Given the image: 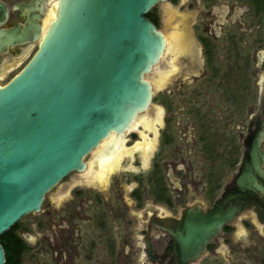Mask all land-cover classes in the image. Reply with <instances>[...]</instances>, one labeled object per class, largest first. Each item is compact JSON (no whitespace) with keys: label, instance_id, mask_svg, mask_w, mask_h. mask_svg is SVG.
<instances>
[{"label":"water","instance_id":"95a60500","mask_svg":"<svg viewBox=\"0 0 264 264\" xmlns=\"http://www.w3.org/2000/svg\"><path fill=\"white\" fill-rule=\"evenodd\" d=\"M166 3L29 0L18 8L20 22L6 28L8 12L0 6V51L36 48L0 86V236L40 213L63 179L71 175L65 191L79 182L72 174L87 173V156L111 135L125 136L151 111L150 76L169 61L172 39L145 15ZM242 148L235 172L210 208L187 205L180 220L152 219L171 237L167 255L174 262L198 261L225 227L243 218L252 217L264 234V76Z\"/></svg>","mask_w":264,"mask_h":264},{"label":"rangeland","instance_id":"374dc122","mask_svg":"<svg viewBox=\"0 0 264 264\" xmlns=\"http://www.w3.org/2000/svg\"><path fill=\"white\" fill-rule=\"evenodd\" d=\"M214 1L220 3L223 0ZM224 1L231 4L230 1ZM233 1L237 5H248L247 0ZM153 9L158 19V29L172 39L168 44L169 61L163 62L169 66L166 74L150 76L155 86L152 111H161L159 122L154 120V128L150 127L149 130L139 129L138 135L133 136L128 131L121 142V149L115 154L117 160L103 170L94 171L92 175L88 174L89 171L86 174H72L80 177V180L64 191L65 184L69 182L66 177L47 194L40 213L29 214L19 221L18 234L28 245L22 264H125L122 256L128 253V248H124L125 252L122 253L117 243L114 245L109 240L113 237L112 232L118 228V222L116 224L111 219L118 208L132 211V186L136 180L146 186L149 168L145 165L151 149L150 161L153 160L160 167L158 176L166 185L169 197L173 203L176 199L180 200L175 207L171 205L168 209L170 213L177 214L184 205L201 202L202 195L217 196L235 172L242 156V140L246 135L248 119L257 109L259 81L264 76V69L258 63L256 54L247 48L252 38L246 34L239 35L237 27L229 28L227 24L223 32L212 24L208 33L239 36L233 39L231 47L226 39L219 38L213 42L212 55L207 59L195 40L197 34L201 33V29L195 26L211 20L208 4L203 5L200 0H177L176 6L168 1L166 5H158ZM248 18L251 19L248 16L243 21ZM239 19L242 22V18ZM185 23L187 28L183 30ZM244 23L240 32L247 31ZM184 31H187L188 36ZM173 33L177 35L172 38ZM184 35L188 37V47L194 50L181 47ZM34 50L29 51L23 64ZM23 64L0 73V86L5 85ZM143 127L147 129L148 124L144 123ZM144 135L152 143H143L146 139ZM160 136L169 138L170 143L164 144ZM118 142L115 140L112 146ZM135 151L140 152L134 154ZM98 154H101V150L97 157ZM94 155L95 152L85 159L89 170ZM89 175L91 178L86 179L85 176ZM102 180L105 186L98 184ZM91 189L104 195L105 205L99 206L100 196L90 195ZM161 190L155 183L147 195L148 199L140 203L138 208L141 210L147 203L156 204V191ZM179 190L183 191V196H178ZM139 192H142V188H139ZM161 205L159 201L157 206ZM103 206L109 213L105 215L107 237L103 240L104 251L101 248L103 241L98 243L97 239L100 231L98 226L94 222L77 221L85 238L76 248L79 256L73 261L66 260V250H71L72 246L64 240L63 243L57 241L55 235L65 236L67 229L70 232L74 230L76 222L71 225L68 219L70 213L79 209L85 210L84 213L81 211L82 214L92 215L91 208ZM140 210L135 212L141 215ZM249 218L254 225L253 218ZM241 220L239 224L229 226L226 240V236L219 237L212 245L208 252L212 256L206 255L196 264H264V244L256 231L258 228L252 224L244 227ZM118 252L121 258L116 261L114 256Z\"/></svg>","mask_w":264,"mask_h":264},{"label":"flooded vegetation","instance_id":"af4514ba","mask_svg":"<svg viewBox=\"0 0 264 264\" xmlns=\"http://www.w3.org/2000/svg\"><path fill=\"white\" fill-rule=\"evenodd\" d=\"M27 1L29 0H0V6L8 12V17L5 22V25H3L1 28H6L7 26H11L12 24H17L20 22L18 8L24 2H27ZM168 1H170L175 6L177 4V0H168ZM193 1L195 2L196 0H193ZM226 1H230L231 4L224 3L225 2L224 0L220 3L214 0H200V2L203 3V5L205 3L208 4V7L210 9L208 13H210L211 15V20L208 21L206 24L202 23V24H198L197 26H195L201 29V33L197 34V36L195 37L197 44L201 47V50L203 51L204 55L208 59L209 58L208 56L212 55V51H211L213 48L212 43L217 42L219 38L228 40L227 44L231 47L233 45V39L235 38L238 39L239 35L246 34L248 35L249 38H252V41L250 44L247 45V48L250 49L253 54H256L258 63H260V65L264 69V0H247L248 2V5H246L247 7L242 6V5H237L236 3H234L233 0H226ZM181 10H184V9H181ZM243 16L245 18L250 16L252 20L248 18L247 21H243L245 19ZM181 18L182 17L180 16V19ZM224 18L226 19V21H224L225 20ZM239 18H242V22ZM243 22H245L244 26L247 29L246 32H243V31L240 32V30H242L241 26L243 25ZM212 24H215L219 28V30L223 32L227 24L230 26L229 28L237 27V29L239 30V35L235 33L237 36L233 37L232 34L227 35L225 33L220 36H217L215 33H210V32L208 33V30ZM156 27L158 28L159 24ZM185 27L187 28V23L184 24L183 30H186ZM186 32L184 31V34L188 36ZM176 35L173 33L172 38ZM185 35H184L183 43L181 44V47L184 50H187V48L194 50V48L188 47V44H187L188 37H186ZM35 50L29 56L28 60L31 58ZM225 50L229 51L230 49H225ZM238 50L242 51L243 49H238ZM248 53H251V52L248 51ZM27 54L28 52L25 53L23 51V47H21V49L16 50L14 52H11L9 50L4 51V52L0 51V73L14 69L22 65L23 59H25ZM168 56H169V53H168ZM26 63H24L23 66ZM168 67L169 66L167 64H164L163 67L158 69V71L157 70L154 71V75L158 74L159 70L161 71L159 76H161L162 74L165 75L166 74L165 71L167 70ZM257 103H258V100H257ZM152 110L153 108L151 109L150 112L147 113L146 117H143L141 120H138L133 123V126L131 127V129H133V127H137V129H135L134 131H129L132 133V135L133 134L138 135L140 132L139 129H142V130L144 129V131H146V130H149L150 127L154 128L153 127L154 125L152 124L154 120H157L159 122L161 118V111L154 112ZM162 122L164 124V121ZM144 123L148 124L147 129L143 127ZM247 126H248V122H247ZM161 127H163V125ZM142 135H143V132L141 133V136ZM161 137L162 136H160V138ZM145 138L146 139L143 140L144 141L143 143H145L146 141H149L150 143H152L151 142L152 140H150L147 136ZM160 141H162L164 144L170 143V139L167 137L161 138ZM107 146L108 145L106 144V147ZM120 146L121 144H119V142L115 146L114 145L112 146L111 144L110 149L111 150L113 149L112 158L115 157V154L117 153V149ZM104 147H102L101 152L104 150ZM140 151H135L134 154ZM151 153H152V149L149 152L147 164L145 165L147 169L149 168L147 172V177L145 178L146 186L145 184L144 186H142V184H140L138 180L134 181L135 185L132 186L133 193H131L133 209L132 211H127V208L117 209V213L114 215V218H112L111 220L115 221L116 224L118 222L117 224L118 228L116 231L112 232L113 237L110 238L109 240L112 241L114 245L117 243L116 246L122 249L121 250L122 253L125 252L123 250L124 248H128V253H124V255L122 256L125 264H132V263H136V264H180V263L174 262L175 258L173 254L167 255L170 243L172 241L171 237L167 233L162 231L160 228H155L154 225L151 224L152 219L155 217L158 220H164V219H169V218L170 219L175 218V219L180 220V217H181L180 212L187 205L200 204L202 208L205 210L212 206L214 200L217 198L219 194H217V196H214V197L210 195L211 198L205 195H202L201 202L186 204L178 211L177 214L170 213L168 209H170L171 205L175 207V205L180 200L176 199V201L173 203L172 198L169 197L168 191L165 188L166 185L165 186L163 185L162 179H160V177L158 176V171L160 167L158 165H155L153 160L150 161ZM94 156L96 157V155ZM95 157H93V160ZM106 160H111V159L107 158ZM90 170L88 174L90 173ZM70 177L71 175L67 177L68 181L71 180ZM87 177L88 179L91 178L90 175ZM155 183L159 185L160 189H163L161 191H156L157 194L155 196V199L158 202L156 204L147 203L146 205H143L140 210L138 206L145 199L146 200L148 199L147 195L150 193V189L153 187V185H155ZM98 184L105 186V182L103 180L98 182ZM139 188H142V192H141L142 194L139 192ZM89 192H90V195L93 194V196L95 195L100 196L99 199L101 203L99 206L106 204L104 195L102 196V194L98 192L96 189H91V191ZM182 193L183 191L179 190L178 196L179 197L180 195L183 196ZM159 201H161L162 203L161 207L157 206ZM137 210L138 211L140 210L142 214L140 215V213L135 212ZM81 211H83L84 213L85 210L76 209L75 213L71 212L69 215L68 219H70V222H72L71 225L74 224V222H76L74 226V230L70 232L67 229L65 236L58 235V234L55 235L57 241L63 243V240H64L67 245L71 244L70 245L72 246L71 250H68V251L66 250L67 254L64 256V258L68 261H73L75 260V258L79 256V253L76 248L80 247V241L83 239V237L85 238V235L82 233L79 223H77V221L94 222L98 226L100 230L98 231V237H97L98 243L100 240L103 241L107 237L106 230H105V226H106L105 215L108 212L107 208L105 206L91 208L90 211H92V215L82 214ZM107 215H109V213ZM241 224L244 227H246V225H251V224L253 225V222H251V218L248 217V218H243L241 220ZM253 226L256 227L255 224ZM229 230H230L229 226L225 227L223 229L222 234L219 237L226 236L224 237V240H226L229 237V232H228ZM256 231L259 233V236L261 238V243L264 244V234H262L259 229H256ZM219 237L215 238V240L207 246V251L203 257H205L206 255L212 256L210 253L208 254V252L211 250L212 245L219 239ZM104 243H105L104 241L103 243L101 242V246H102L101 248L103 251L105 248ZM203 257H201L198 261H200ZM114 258L116 261L120 259L121 258L120 253L118 252L114 256ZM198 261L190 262L188 264H196Z\"/></svg>","mask_w":264,"mask_h":264},{"label":"trees","instance_id":"16d2710c","mask_svg":"<svg viewBox=\"0 0 264 264\" xmlns=\"http://www.w3.org/2000/svg\"><path fill=\"white\" fill-rule=\"evenodd\" d=\"M145 16L155 26L158 25V19L154 13V9L149 11ZM208 57L210 58V55ZM19 227L20 224L17 222L0 236V244L3 247L5 255L4 264H22L23 256L28 250V245L18 234Z\"/></svg>","mask_w":264,"mask_h":264},{"label":"bare ground","instance_id":"6f19581e","mask_svg":"<svg viewBox=\"0 0 264 264\" xmlns=\"http://www.w3.org/2000/svg\"><path fill=\"white\" fill-rule=\"evenodd\" d=\"M49 15H50V18H48V21L53 17L52 13H50ZM48 21H45V24H47ZM168 44H170V43H168ZM169 47H170V45L169 46L167 45V49H169ZM168 53H169V51H168ZM158 69L159 68H156L155 71L156 70L158 71ZM160 72L161 71L159 70V74H160ZM132 126H133V124H132ZM131 127L127 130V132L128 131H134L135 129H137V127H133V129H131ZM124 137L125 136H114V135H111L108 140H106V141H104L102 143L103 146H101V148L99 150H102V147H104V146L106 147V144L108 146L106 148L104 147V150L101 152V154H99L98 157H97V153H98L99 150L95 153L96 157L94 158L93 163L90 165L91 166L90 167V169H91L90 173L91 174H93V172L96 171V170L100 171V170L105 169L109 164H112L114 160H117L118 157L117 158L114 157V159L112 158L113 149L112 150L110 149L111 148V144H112V142H115V140H119V144H121V142L123 141ZM119 150H120V147H118L117 152ZM107 158H109L111 160H106ZM87 171H89V169H87Z\"/></svg>","mask_w":264,"mask_h":264}]
</instances>
